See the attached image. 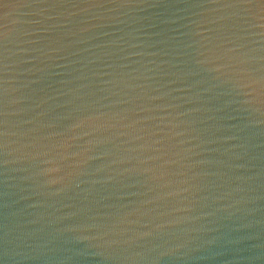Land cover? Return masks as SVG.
<instances>
[{"label": "water", "instance_id": "1", "mask_svg": "<svg viewBox=\"0 0 264 264\" xmlns=\"http://www.w3.org/2000/svg\"><path fill=\"white\" fill-rule=\"evenodd\" d=\"M0 264H264V0H0Z\"/></svg>", "mask_w": 264, "mask_h": 264}]
</instances>
